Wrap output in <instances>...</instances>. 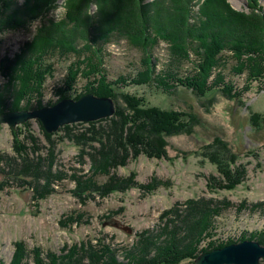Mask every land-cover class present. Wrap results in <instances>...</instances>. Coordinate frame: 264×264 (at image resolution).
<instances>
[{"label": "rangeland", "instance_id": "374dc122", "mask_svg": "<svg viewBox=\"0 0 264 264\" xmlns=\"http://www.w3.org/2000/svg\"><path fill=\"white\" fill-rule=\"evenodd\" d=\"M227 1L238 12L255 6L250 0ZM256 1L264 9V0ZM83 2L90 9L86 14L97 13V5ZM28 26L0 42V109L9 113L15 106L26 111L39 106L35 98L20 101L22 65L17 56L37 34L30 38ZM106 53L111 80L141 68L142 52L128 41L114 40ZM169 54L165 44L156 50L161 63L168 62ZM255 62L241 76L232 72L234 63L228 58L212 76V82L233 83L243 104L222 95L209 102L211 96L200 99L182 89L165 94L155 85L123 87L121 91L143 97L150 106L197 112L201 124L196 133L170 139V160L136 156L124 148L128 125L116 113L52 134L37 119L16 129L0 123V264H14L21 257V264H105L112 261L111 253L125 264H143L171 245L200 253L208 242L228 247L243 243L245 236L248 241L256 238L264 231L259 206L264 204V125L255 127L251 117L264 119V81L252 82L248 72L264 69V56ZM56 68V78L49 79L41 99L43 108L63 101L67 65ZM85 87L90 88L87 80H79L76 89L84 96ZM14 131L21 134L22 151ZM208 144L215 149H207ZM233 151L239 157L235 165ZM211 154L239 171L241 183L235 189H227ZM103 157L109 160L106 173L96 170ZM202 211H210L215 221L206 226L199 222Z\"/></svg>", "mask_w": 264, "mask_h": 264}, {"label": "trees", "instance_id": "16d2710c", "mask_svg": "<svg viewBox=\"0 0 264 264\" xmlns=\"http://www.w3.org/2000/svg\"><path fill=\"white\" fill-rule=\"evenodd\" d=\"M83 1L69 0L66 14L55 23L49 15L53 0H0V21L5 28L17 32L32 20L41 19V27L34 39L25 45L23 54L17 56L22 65L20 101L32 103L35 98L39 102L37 108H43L41 99L47 82L56 78L57 65L65 64L69 82L66 90L61 91L62 100L77 101L83 97L76 86L79 80H87L90 88L85 87L86 93L113 99L116 117L128 125L124 148H130L136 156L158 160H170V139L195 134L196 127L201 124L200 118L194 109L150 106L143 97L121 91L123 87L155 85L165 94L173 95L182 89L200 99L211 96L209 102H215L218 95H222L229 101L243 104L233 83L212 82V76L221 64L226 65L228 58L234 63L232 72L241 76L248 71L250 62L263 59L264 9L256 0H250L255 6L243 12L233 9L227 0H201L200 4L196 2L198 0H88L98 8L97 13L91 15L86 14V8L81 5ZM114 40L128 41L143 55L139 70L117 80H111L106 70L107 48ZM161 44H165L170 53L167 63H161L156 56ZM27 54H31L28 60L24 58ZM186 64H191L192 69L189 70ZM258 69L260 71L248 72L252 82L264 81V69ZM22 110L15 106L11 111ZM7 113L9 111L0 109V116ZM251 123L259 128L264 125V119L261 115H253ZM13 133L17 150H24L21 134ZM216 142L226 147L222 140ZM214 146L208 144L207 149H215ZM210 157L226 178L227 189H235L241 183L239 171L231 170L224 159L212 154ZM107 158L103 157V160ZM238 159V153L233 151L232 164L235 165ZM108 163L109 160H104L102 165H97V172H108ZM102 189L107 188L103 186ZM259 206L264 211V204ZM201 214L199 222L205 226L215 221L210 211ZM257 235L252 241L257 239L256 242L264 246V231ZM247 237L241 242L248 241ZM225 246L223 243L216 247L208 242L199 253L196 250L184 252L171 245L143 264H194L201 254ZM111 254L112 261L105 264H125L115 253ZM21 263L22 257L14 264ZM38 264L43 263L39 260Z\"/></svg>", "mask_w": 264, "mask_h": 264}, {"label": "water", "instance_id": "95a60500", "mask_svg": "<svg viewBox=\"0 0 264 264\" xmlns=\"http://www.w3.org/2000/svg\"><path fill=\"white\" fill-rule=\"evenodd\" d=\"M116 104L111 98H100L87 94L79 100L65 99L53 107L35 111H15L0 117L1 124L12 129L29 120H40L48 134L58 132L62 127L80 123L94 122L114 116ZM264 260V246L246 241L223 249L202 254L197 264H260Z\"/></svg>", "mask_w": 264, "mask_h": 264}, {"label": "clouds", "instance_id": "9594fccd", "mask_svg": "<svg viewBox=\"0 0 264 264\" xmlns=\"http://www.w3.org/2000/svg\"><path fill=\"white\" fill-rule=\"evenodd\" d=\"M66 4L67 0H53V6L51 7L49 15L54 19L55 23H58L66 14ZM86 11H90V9H86ZM28 27L30 38H32L39 27H41V19L32 20ZM14 32V29L5 28L3 22L0 21V40L7 39L12 36Z\"/></svg>", "mask_w": 264, "mask_h": 264}]
</instances>
